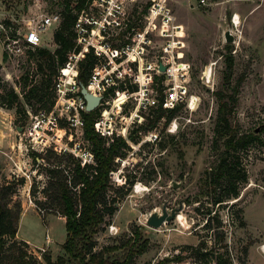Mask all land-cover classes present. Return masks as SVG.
Instances as JSON below:
<instances>
[{
    "label": "rangeland",
    "instance_id": "1",
    "mask_svg": "<svg viewBox=\"0 0 264 264\" xmlns=\"http://www.w3.org/2000/svg\"><path fill=\"white\" fill-rule=\"evenodd\" d=\"M152 1H137L130 11L128 25L118 29V34L113 33V45L136 44L139 37L134 34L142 33L146 28L148 21L145 16ZM62 2L63 0H2L0 3V23L5 24L6 20L10 23L6 32L1 29V46L3 48L5 36L10 33H13L12 37L17 38L21 45L18 54L7 53L4 60L1 58L0 93L10 88L18 93L25 113H15V119L19 117L15 125L22 123L25 130L31 123L26 110H30L31 114L37 113L39 109L50 110L57 98L56 81L60 76V68L57 75L50 74L52 82L46 96L47 100H53L51 106L42 107L33 99L27 103L20 85L24 84L25 77L32 84L41 81L42 72H38L36 63L38 59L42 60L36 47L51 52L56 49L53 33L59 23L41 32L42 43L36 47L28 45L22 35L28 27L39 21L42 14L58 12L61 17ZM69 5L74 7V0H70ZM166 6L175 21L182 25V30L175 32L173 36L184 43L177 50V56L180 62L190 63L187 88L188 93L195 98L194 104L190 108L182 104L168 122L166 117L160 118L150 127L156 108H140L134 114V97L120 106L114 100L120 87L129 84L130 75L136 70V62L131 63L134 71H124L126 64H123L115 71L117 76L112 74V81L107 87L114 88L107 91L102 104L95 109L100 116L102 112L108 115L109 127L128 141L129 149L124 158L117 159V169L113 172L115 182L107 191L108 198L115 197L117 210L109 218V223L95 235V249L99 250L105 245L119 246L105 256L122 260L128 252L127 245L124 246L123 243L130 239L129 244H145L146 247L144 252L131 258L130 264H156L158 260L172 259L178 253L183 255L182 260L169 264H200L189 255V249L185 246L196 245L201 235L206 234L202 226L206 222L207 211L209 208H218L232 264H264V130L261 129L264 127V0H166ZM236 15L239 22L233 24L232 18ZM161 27L160 21L149 26L144 36V41L148 43L145 45L147 53L144 61L153 60L162 51L165 39L160 35ZM226 30L233 35L231 42L225 40ZM171 38L172 36L167 37ZM228 55L233 59L229 79L225 75ZM44 71L50 73L46 69ZM67 72L65 69L64 73ZM109 72V65L101 64L98 68L100 75ZM130 80L132 81V77ZM152 86L154 90L159 88L155 84ZM235 87L238 91L236 105L230 114L232 125L241 133L259 134L263 142L251 144L242 153L248 179L241 185L238 197L217 207L210 203L206 193L204 171L216 163L222 148L220 141L215 142L214 136L217 93L229 95ZM24 89L28 87L25 86ZM60 117V126L65 125V119ZM73 132V129L68 128L65 136L68 141L77 140L81 146L86 144L81 136L71 138ZM131 137L138 138V142L135 143ZM24 143L27 144L28 141L24 140ZM48 150L51 149L47 148L41 153L45 154ZM18 151L22 153L21 159L17 165L14 164V174L11 173L8 179L16 181L24 177L25 183L16 186L13 200L20 201L21 206L23 202L33 205L41 216L49 213L58 215L49 209L40 210L30 193L33 183L35 197L43 198L41 189L48 179L47 162L41 164L37 159L35 162L27 151ZM57 160L59 158L55 156L49 159L53 163ZM126 179L127 183L123 184ZM137 184L140 185L139 188H136ZM122 192L126 193L122 195ZM164 205L168 210L181 207L177 213L181 214L180 218H176V215L159 227L148 226V215L153 210L161 211ZM239 208L242 210L240 217L244 221L242 226L237 216ZM30 214L32 213L29 211L28 215ZM54 215L48 217L51 250L46 245L36 248L28 244L25 249L30 264L43 261L44 253L50 256L51 253L55 256L60 255V252L63 254L60 249L66 236L65 221ZM32 220L23 221V232L27 236L44 238L46 229L42 221L36 216ZM208 244H213V236Z\"/></svg>",
    "mask_w": 264,
    "mask_h": 264
},
{
    "label": "trees",
    "instance_id": "2",
    "mask_svg": "<svg viewBox=\"0 0 264 264\" xmlns=\"http://www.w3.org/2000/svg\"><path fill=\"white\" fill-rule=\"evenodd\" d=\"M74 7H70V0H63V9L57 29L53 33V39L57 44L54 51L36 47L39 59L37 60L38 72H42L41 81L37 84L29 83L25 77L24 84L20 85L23 98L27 103L31 99L40 103L42 107L51 106L53 100H47V91L51 85V75H57L58 69L62 67L68 53L75 47L74 22L76 14L73 8L79 9L84 0H74ZM5 27L9 28V21H5ZM9 36H13L10 33ZM7 52H3V60L7 57ZM232 56L227 57L225 72L226 78L232 75ZM97 63L96 56L90 50L79 62L78 80L86 85ZM46 64V65H45ZM45 65V66H44ZM44 69L50 73H46ZM27 86L28 89H24ZM122 89V86L120 87ZM131 91L136 90V85H129ZM120 89V90H121ZM233 93L225 95L217 93V114L214 125L215 142L222 148L219 151L216 163L206 169L204 183L206 193L209 195L210 203L213 206H221L227 200L238 197L240 188L248 179L247 170L243 163L242 153L251 144L263 142L259 134L254 132L241 133L230 121V114L237 102V91L235 87ZM0 106L15 109V113H25L23 105L19 101L18 93L13 89H7L0 93ZM181 105L174 109L165 110L159 107L155 110L156 115L153 120V127L160 118H165L168 122ZM98 110L83 112L85 123L82 131V138L86 146L93 154V162L82 164L80 158L71 152L58 153L48 150L45 154L30 151L28 154L36 162H47L48 179L41 192L43 198L35 197L34 184H31L30 193L34 196V202L41 210L49 209L50 212L64 217L65 220V240L61 245L63 254L52 260L49 254L44 253L43 261L38 264H130L131 258L146 250L145 244L135 246L129 244V240L123 243L127 245L128 252L124 259H109L105 254L116 250L119 246L105 245L96 250L95 235L109 223V218L117 210L116 199L108 198L107 191L113 186V172L117 169V159L124 158L129 149L128 142L120 135L101 136L94 130V119L98 115ZM26 116V115H25ZM19 119L17 117L16 121ZM23 126V124H19ZM264 130V127L261 128ZM131 139L137 143L138 138ZM218 148V147H217ZM51 156L59 158L56 163L49 161ZM37 159V160H36ZM127 179L123 184H126ZM25 178L9 180L6 179L0 184V264H30V259L26 251L28 244L17 240L15 235L18 229V222L22 210L21 202L14 201L13 195L16 193V186L23 185ZM126 192H122L124 195ZM242 210L238 209V219L240 225H244L240 217ZM202 234L196 245H186L189 255L200 264H232L225 242V231L223 221L218 212V208H209L207 219L203 224ZM210 238H207V237ZM213 236V244L208 241ZM23 247H21V246ZM183 255L178 253L172 259L162 258L156 264H169L172 261L182 260Z\"/></svg>",
    "mask_w": 264,
    "mask_h": 264
},
{
    "label": "built area",
    "instance_id": "3",
    "mask_svg": "<svg viewBox=\"0 0 264 264\" xmlns=\"http://www.w3.org/2000/svg\"><path fill=\"white\" fill-rule=\"evenodd\" d=\"M137 1L84 0L79 9L73 8V12L76 14L73 26L75 47L68 53L65 64L60 67V76L56 81L57 98L50 110L39 109L34 114H31L30 110H26L31 123L27 129L28 133H26L27 130H25L24 125L19 126L21 130L18 132V149L29 153L30 151L42 152L50 148L58 153L71 152L80 158L82 164L93 162V154L86 144L81 146L79 141H68L65 138L68 128L74 130L71 138L77 136L82 138L85 123L83 112H88V110L80 93L81 85L84 84L78 80V70L79 62L90 50L96 56L97 63L87 84L84 86L90 93L101 96L98 106L102 104L107 91L114 88L107 87L109 82L112 81V74L117 76L115 71H118L123 64H126L124 71H134L131 63L136 62V70L130 75L132 81L130 77L129 84H123L124 87L116 93L117 96L114 100L117 106L123 105L129 98L134 97L136 100L134 114H137L140 108L147 107L156 109L162 107L169 110L186 104L190 108L191 98L193 97L188 93L187 88L190 77V63L180 62L178 59L177 50L181 49L184 43L181 40L174 39L173 36L175 32L182 30V25L175 21V17L166 6V0L152 1L148 14L145 16L148 21L146 28L142 33L136 32L134 34L139 37L135 45L129 43L119 46L113 45L111 38L113 33L118 34V29L122 28L123 25H128L130 11ZM201 2H204V0H201ZM60 18L58 12L42 14L35 25L25 30L22 35L24 41L30 46L41 45V32L59 23ZM155 21H160L162 24L160 35L165 39L162 51L153 60L144 61L147 53L146 44H148L144 41V36L148 32L149 26ZM232 23L235 24L234 17ZM0 28L5 32L7 30L2 22ZM168 36H172V38L167 39ZM2 49L9 55H16L21 50V45L17 38L7 34ZM101 64L104 66L109 65L110 72L103 75L98 74V68ZM160 66H163L164 70H160ZM65 69L68 70L67 73H64ZM119 75L121 74L119 73ZM205 77L208 79L206 74ZM156 78L160 80L157 81ZM133 84L137 88L131 91L128 86ZM153 84L159 86V88L154 90ZM158 91H160V94H158ZM62 116L66 122L65 125L60 126L59 117L62 119ZM109 123L108 115L102 112L101 116L98 115L94 120V130L101 136L109 137L114 134L118 136L109 127ZM24 140L28 143L25 144ZM82 140L85 142L83 138ZM45 238L47 241L50 240L47 234Z\"/></svg>",
    "mask_w": 264,
    "mask_h": 264
},
{
    "label": "crops",
    "instance_id": "4",
    "mask_svg": "<svg viewBox=\"0 0 264 264\" xmlns=\"http://www.w3.org/2000/svg\"><path fill=\"white\" fill-rule=\"evenodd\" d=\"M0 32H1V28H0ZM0 47H1L0 48V61H1V58L3 55L1 42H0ZM18 127L19 126L15 125V111L13 109L0 106V184H2L4 180L9 178L11 173H13V170H15L14 164L17 165L21 159L20 157L22 153L18 151L17 149V141H18L17 129ZM29 211L32 214L28 215ZM50 215H54V214L49 213V214H46V216H41V214L38 212L36 208L33 207V205L26 204L23 202L22 210H21L19 222H18V229L15 235V238L17 240L24 241L30 246H34L36 248H42L43 246L46 245V247L50 249V245L52 243V238L48 233V228H49L48 217ZM35 216L38 220L42 221L44 228L46 229L44 238L39 239L34 236L32 237L27 236L22 230L23 221L25 219H27V222H29V220L33 221L32 218H35ZM54 216H57L64 220V217L62 216H59V215H54ZM46 234L50 238L49 241H47V239L45 238ZM61 250L62 248L60 249V251ZM59 254H61V252ZM56 256L52 255L51 253L52 260H54Z\"/></svg>",
    "mask_w": 264,
    "mask_h": 264
},
{
    "label": "water",
    "instance_id": "5",
    "mask_svg": "<svg viewBox=\"0 0 264 264\" xmlns=\"http://www.w3.org/2000/svg\"><path fill=\"white\" fill-rule=\"evenodd\" d=\"M224 37H225L226 42H231L233 40V35L230 33L229 30L225 31ZM159 68L160 70H164L163 66H160ZM80 93L86 102V109L88 111L94 110L101 101V96L90 93L84 85H81ZM17 130L20 131L21 127H18ZM180 209L181 207L172 208L168 210L166 206L164 205L161 211L153 210L148 215L146 219V224L151 227H159L163 223L168 222L171 219H174Z\"/></svg>",
    "mask_w": 264,
    "mask_h": 264
},
{
    "label": "bare ground",
    "instance_id": "6",
    "mask_svg": "<svg viewBox=\"0 0 264 264\" xmlns=\"http://www.w3.org/2000/svg\"><path fill=\"white\" fill-rule=\"evenodd\" d=\"M238 22H239V21H238V16L236 15L235 18H234V23H235V24H238ZM207 72H208V73H207ZM207 72H206L207 75L210 76L209 71H207ZM194 100H195V98L192 97V99H191V104H190V105H193V104H194ZM139 187H140V185L137 184V185H136V188H139ZM180 216H181V214H178L176 218H180Z\"/></svg>",
    "mask_w": 264,
    "mask_h": 264
}]
</instances>
